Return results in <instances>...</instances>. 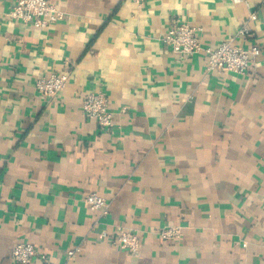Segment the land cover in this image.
Wrapping results in <instances>:
<instances>
[{
	"label": "crops",
	"instance_id": "crops-1",
	"mask_svg": "<svg viewBox=\"0 0 264 264\" xmlns=\"http://www.w3.org/2000/svg\"><path fill=\"white\" fill-rule=\"evenodd\" d=\"M50 3L63 15L37 30L0 0V264H18V243L46 259L31 264H264V0ZM249 13L235 42L260 53L243 76L161 43L179 20L214 49ZM62 73L63 91L36 92ZM93 90L106 93L107 129L81 113ZM172 226L179 240L158 236ZM116 227L137 233V253L111 245Z\"/></svg>",
	"mask_w": 264,
	"mask_h": 264
},
{
	"label": "built area",
	"instance_id": "built-area-1",
	"mask_svg": "<svg viewBox=\"0 0 264 264\" xmlns=\"http://www.w3.org/2000/svg\"><path fill=\"white\" fill-rule=\"evenodd\" d=\"M137 6H143L146 0H130ZM242 0H233V3H241ZM63 12L57 10L50 0H12V6L5 14L9 21H18L30 25L34 29H46L57 22ZM256 16L249 13L246 20L241 23L234 37L222 42L216 48L202 47L199 40V30L184 21L171 23L161 38V43L169 47L171 52L179 57H191L203 53L206 57V72L231 73L243 76L247 73L251 60L259 55L256 46L242 48L235 42L238 38L249 37L248 23L255 21ZM68 77L65 73L41 76L35 80L34 88L41 97H54L66 86ZM81 113L86 119L94 120L101 129L112 126L111 114L107 108L106 93L100 90L88 92L81 101ZM85 203L92 212L101 215L107 213L108 204L96 193H89L85 197ZM104 236V234H103ZM158 236L163 240L177 241L181 237V231L177 227H166L158 231ZM141 244L137 233L124 227H116L111 240V245L119 250L135 254ZM79 253L78 248L66 252L67 258H72ZM11 258L18 264H31L34 259L45 261V257L29 243H18L11 250Z\"/></svg>",
	"mask_w": 264,
	"mask_h": 264
}]
</instances>
